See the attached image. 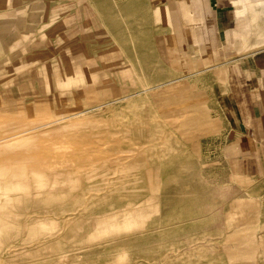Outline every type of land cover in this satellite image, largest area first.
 I'll return each mask as SVG.
<instances>
[{
    "label": "rangeland",
    "instance_id": "rangeland-1",
    "mask_svg": "<svg viewBox=\"0 0 264 264\" xmlns=\"http://www.w3.org/2000/svg\"><path fill=\"white\" fill-rule=\"evenodd\" d=\"M154 0H0V264H264L233 67L176 71Z\"/></svg>",
    "mask_w": 264,
    "mask_h": 264
},
{
    "label": "crops",
    "instance_id": "crops-1",
    "mask_svg": "<svg viewBox=\"0 0 264 264\" xmlns=\"http://www.w3.org/2000/svg\"><path fill=\"white\" fill-rule=\"evenodd\" d=\"M152 23L176 66H232L242 104L229 125L237 174H264V0H154Z\"/></svg>",
    "mask_w": 264,
    "mask_h": 264
}]
</instances>
